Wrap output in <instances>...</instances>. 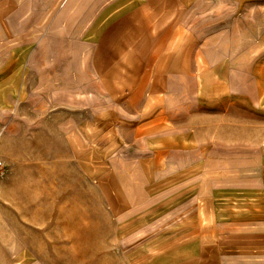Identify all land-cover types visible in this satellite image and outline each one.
<instances>
[{"label":"rangeland","instance_id":"rangeland-1","mask_svg":"<svg viewBox=\"0 0 264 264\" xmlns=\"http://www.w3.org/2000/svg\"><path fill=\"white\" fill-rule=\"evenodd\" d=\"M184 1L168 60L193 77L184 81L185 104L243 92L250 109H263L264 0ZM79 5L0 0V264H199L194 240L217 247L225 237L197 194L203 144L220 116L193 123L186 113L169 129L155 114L158 98L111 100L89 62L106 19ZM254 120L247 141L264 128ZM257 207L264 211V199ZM226 214L218 217L234 218Z\"/></svg>","mask_w":264,"mask_h":264},{"label":"crops","instance_id":"crops-1","mask_svg":"<svg viewBox=\"0 0 264 264\" xmlns=\"http://www.w3.org/2000/svg\"><path fill=\"white\" fill-rule=\"evenodd\" d=\"M79 3L78 10L87 12L88 17L106 19L94 41L89 62L100 86L111 100L119 102L122 98H139L146 94L148 104L158 98L162 109L155 114L158 118L161 116L171 121L169 129L178 130L186 113L193 114V123H199L202 114L220 116L212 118V140L207 145L203 144L197 194L209 205L210 215H215L208 222L214 227H224L221 232L225 237L223 242L219 240L216 243L217 247L213 244L202 246L200 240L199 243L194 240L193 258H198L199 264L206 261L209 264L213 261L216 264L263 263L264 211L257 204L264 199V128L257 130L255 140L247 141L242 135L247 131L246 123L250 122V118L255 119L253 122H264V108L250 109V100L243 96V92L222 103L192 100L190 104H185L184 81L194 82L193 77H186L184 62L168 60L185 17L184 0H79ZM20 15L19 11H15L10 17L16 19ZM165 92L170 94L166 98ZM237 134L239 138L233 142L216 140V135L234 138ZM194 137L199 140L200 134H194ZM170 145L176 144L173 142ZM222 207L225 214H222ZM244 208L247 214L241 217ZM229 212L234 218L222 221L220 217ZM241 228L253 230L241 234L242 237L232 231ZM213 230L215 234L220 232L218 228L210 229ZM196 231L193 230V235ZM217 237L221 239V236ZM247 243H259L261 251L256 247L249 248L253 250L247 253ZM207 250L208 259L204 257Z\"/></svg>","mask_w":264,"mask_h":264}]
</instances>
